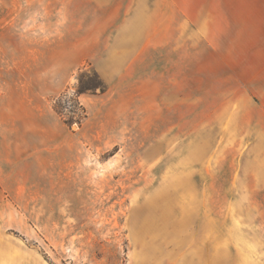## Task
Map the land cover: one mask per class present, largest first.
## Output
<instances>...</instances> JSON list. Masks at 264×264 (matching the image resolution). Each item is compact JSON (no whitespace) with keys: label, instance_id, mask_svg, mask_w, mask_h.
<instances>
[{"label":"rangeland","instance_id":"1","mask_svg":"<svg viewBox=\"0 0 264 264\" xmlns=\"http://www.w3.org/2000/svg\"><path fill=\"white\" fill-rule=\"evenodd\" d=\"M0 5L11 74L47 66V132L11 139L15 243L45 264H264V0Z\"/></svg>","mask_w":264,"mask_h":264},{"label":"crops","instance_id":"2","mask_svg":"<svg viewBox=\"0 0 264 264\" xmlns=\"http://www.w3.org/2000/svg\"><path fill=\"white\" fill-rule=\"evenodd\" d=\"M17 71L11 74V5H0V207L11 203V139L15 133L25 134V127L30 132H47V109L44 111L36 101L44 95L47 66L40 62L24 74ZM0 219L7 221L9 217L0 211ZM3 221L0 264H45L36 251L13 241Z\"/></svg>","mask_w":264,"mask_h":264},{"label":"trees","instance_id":"3","mask_svg":"<svg viewBox=\"0 0 264 264\" xmlns=\"http://www.w3.org/2000/svg\"><path fill=\"white\" fill-rule=\"evenodd\" d=\"M102 92H103V91H101V93H102ZM81 93H82V91L78 92V93L76 94V96H79ZM77 110H78L79 112L82 111L80 107H77ZM56 112H57V111H56ZM57 113H58V112H57ZM58 114H59V113H58ZM64 123H65L66 125L69 126V123H68V122H65V121H64Z\"/></svg>","mask_w":264,"mask_h":264},{"label":"bare ground","instance_id":"4","mask_svg":"<svg viewBox=\"0 0 264 264\" xmlns=\"http://www.w3.org/2000/svg\"><path fill=\"white\" fill-rule=\"evenodd\" d=\"M131 260H132V262H133V258H131ZM132 262H131V264H132Z\"/></svg>","mask_w":264,"mask_h":264}]
</instances>
